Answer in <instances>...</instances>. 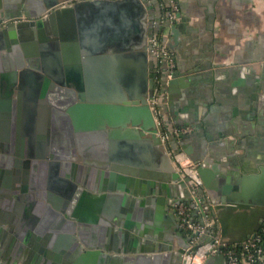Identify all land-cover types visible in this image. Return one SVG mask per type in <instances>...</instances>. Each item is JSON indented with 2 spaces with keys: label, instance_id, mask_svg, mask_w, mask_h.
Instances as JSON below:
<instances>
[{
  "label": "water",
  "instance_id": "obj_1",
  "mask_svg": "<svg viewBox=\"0 0 264 264\" xmlns=\"http://www.w3.org/2000/svg\"><path fill=\"white\" fill-rule=\"evenodd\" d=\"M149 7L147 0H0L1 48L7 53L0 72L3 65L13 68L3 74L5 89L13 94L16 82L32 85L29 93L48 98L58 117L48 147L49 173L57 181L45 167L34 177L36 159L31 166L18 158L19 150H0V264H18L12 245L29 254L22 264H91L93 258L97 264H185L184 255L201 244L191 245L176 208L180 202L195 205L198 189L176 168L168 139L159 133L175 137L167 110L173 112V92L188 83L187 76L174 72L167 106L153 101L159 74L149 50ZM16 16L31 19L10 20ZM183 28V22L172 26L173 42ZM24 34L36 35L41 49L47 38L55 39L65 68L57 54L42 55L47 70L35 67L29 56L41 53L31 50ZM42 80L48 91L40 88ZM181 136L186 139L185 132ZM184 143L200 163L202 205L223 241L256 235L264 223V164L228 173L213 150L197 157ZM44 145L39 141L35 148ZM75 155L82 162L72 160ZM204 264L227 259L218 253Z\"/></svg>",
  "mask_w": 264,
  "mask_h": 264
},
{
  "label": "crops",
  "instance_id": "obj_2",
  "mask_svg": "<svg viewBox=\"0 0 264 264\" xmlns=\"http://www.w3.org/2000/svg\"><path fill=\"white\" fill-rule=\"evenodd\" d=\"M147 1V22L155 33L171 0ZM174 1L179 8L175 23L183 22L184 28L177 42L172 27L164 32L172 42L176 70L187 76L188 83L176 86L173 112L167 110L168 126L185 128L186 134L185 140L172 136L171 145L183 149L185 141L197 157L213 150V159L221 160L228 173L255 171L264 164V0ZM6 54L0 48L3 63ZM7 69L6 73L13 70ZM6 78L0 75V120L4 113L12 114L9 106L17 98L14 86L13 94L5 89ZM29 87H23V99H29ZM169 92L168 84V96ZM25 232L33 230L26 227ZM9 250L18 264L29 258L22 247L12 245Z\"/></svg>",
  "mask_w": 264,
  "mask_h": 264
},
{
  "label": "built area",
  "instance_id": "obj_3",
  "mask_svg": "<svg viewBox=\"0 0 264 264\" xmlns=\"http://www.w3.org/2000/svg\"><path fill=\"white\" fill-rule=\"evenodd\" d=\"M160 16V31L153 33L150 38L149 50L154 55L156 69L159 74L156 87V95L153 101L158 106H167L168 84L177 69V60L169 45V36L165 29L171 28L178 19V5L174 0L169 1L163 8ZM158 115H159V107ZM185 128H175V136L179 137ZM163 140H167L168 151L171 154L173 163L185 178H189L197 192L193 193L191 205L185 202L176 204L180 216V227L185 233L191 236V245L202 239L197 249L187 252L184 255L185 264H204L209 255L223 253L226 256L227 264H264V223L256 235L238 243L223 241L219 225L212 224V212L202 205L204 192L203 180L199 174V161L193 160L183 149H175L171 145L172 134L167 130H160ZM205 219V223L201 222ZM206 222H209L208 224Z\"/></svg>",
  "mask_w": 264,
  "mask_h": 264
},
{
  "label": "flooded vegetation",
  "instance_id": "obj_4",
  "mask_svg": "<svg viewBox=\"0 0 264 264\" xmlns=\"http://www.w3.org/2000/svg\"><path fill=\"white\" fill-rule=\"evenodd\" d=\"M41 5L42 4H39L38 6H41ZM23 18H25V20L31 19L26 16H23V17L16 16L14 18H11L10 20L18 21V20H23ZM3 25H5V23H0V29L2 28ZM23 36L24 37L27 36L28 38H30L26 42L29 43V45H31L30 47L31 50L34 49L36 50V52L40 51L41 53L39 55L34 52L33 54L31 53V55L29 56L30 58H34L33 59L34 63L37 64V65H34L35 67L38 66L37 68H40L41 70L42 69L47 70V65H44V60L42 59V55L50 56L51 54H57L60 60L62 61V64H63L62 68L63 69L65 68L63 49L57 46L55 39L47 38V40L43 42V44L45 45V48L41 49L42 42L40 41V39L37 38L36 35L33 38L27 34H24ZM51 36H53V38H57L53 34H51ZM34 45H35V48H34ZM0 48H1V45H0ZM22 50H23V53L25 54L26 52L24 48H22ZM6 70H8L7 66L3 65V71L0 72V75L2 76L4 73H6L5 72ZM29 76L30 75L28 74V77L26 76V78L30 79ZM47 77L50 78L48 74H47ZM44 81L45 80L40 81L39 86L40 88L43 89V87L47 85V91H48L51 88V86L48 82L47 84H45ZM14 87L16 89L15 92H16L17 98L14 101L15 103L13 102V105L9 106V108L13 109L12 114H10V112H6L3 115H1L0 150L2 149L4 152L6 148L9 149V152L10 151L16 152L17 150H19L20 155L19 156L17 155L18 158L20 160L21 159L30 160L31 166L34 160L36 159L37 164L35 166L36 169L34 171V177L35 178L39 177L38 169H40L41 167H45L47 168V176L50 177L49 179H51V181L52 179L57 181L56 179L51 178V173H49V168H50L49 161H51L49 153H51V151H49L50 149L48 148L54 120L58 119V117L55 116L53 113L54 105L50 104L48 98H42L41 96L37 98L33 97V92L35 91L33 89H32V92L29 93L31 98L29 97V99L27 98L23 99V97H25L24 96L25 93H22L24 91L22 90L23 88L19 86L18 82L14 84ZM39 141H42L45 144L41 150H38L35 148L37 145V142ZM2 154L4 153L2 152ZM11 154L12 153L10 152L9 155ZM72 160H76L77 162H82V158L80 155L72 156ZM3 161L4 160H1V162ZM41 161H48V162L42 163ZM4 162H7V160H5Z\"/></svg>",
  "mask_w": 264,
  "mask_h": 264
}]
</instances>
